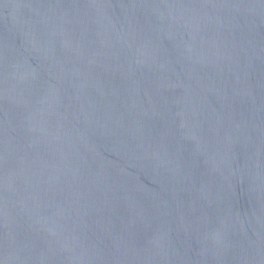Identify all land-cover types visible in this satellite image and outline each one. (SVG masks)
<instances>
[{
    "label": "water",
    "instance_id": "95a60500",
    "mask_svg": "<svg viewBox=\"0 0 264 264\" xmlns=\"http://www.w3.org/2000/svg\"><path fill=\"white\" fill-rule=\"evenodd\" d=\"M0 264H264V0H0Z\"/></svg>",
    "mask_w": 264,
    "mask_h": 264
}]
</instances>
